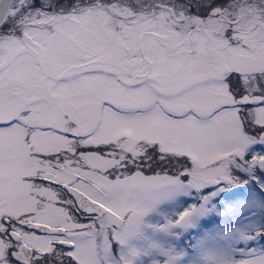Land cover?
<instances>
[{
    "label": "snow or ice",
    "instance_id": "1",
    "mask_svg": "<svg viewBox=\"0 0 264 264\" xmlns=\"http://www.w3.org/2000/svg\"><path fill=\"white\" fill-rule=\"evenodd\" d=\"M0 264H264V0H0Z\"/></svg>",
    "mask_w": 264,
    "mask_h": 264
}]
</instances>
